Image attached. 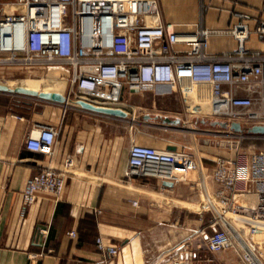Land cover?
Masks as SVG:
<instances>
[{
    "label": "crops",
    "instance_id": "0c3cea01",
    "mask_svg": "<svg viewBox=\"0 0 264 264\" xmlns=\"http://www.w3.org/2000/svg\"><path fill=\"white\" fill-rule=\"evenodd\" d=\"M5 1L8 0L0 2V19L7 14L8 4H2ZM157 3L163 23L176 25L180 32L208 31L205 52L210 57L235 53L239 44L230 30L242 15H247L249 19L244 23L250 34L246 48L264 56V39L258 33L264 23V0ZM1 69L24 67L0 66ZM50 79L52 91L41 90L42 81L27 80L6 86L64 94L66 81L57 75ZM148 92H153L152 98L146 97L145 92L125 91L122 102L114 106L126 111L125 104L136 95L139 102L152 99L161 105L178 104L175 117L128 114L125 119H116L74 104L0 92V264H176L190 250L198 254V259L190 264H241L233 252H207V235L203 233L212 232V220L207 212L191 209L203 195L215 193L218 185L211 178L216 159L224 152L231 151L228 154L233 156L234 147L222 142L220 146L211 145L214 151L208 150L210 145L200 130L206 126L201 120L206 113L191 109L180 86H159ZM123 121L130 134L126 136L125 155L115 158L112 128L114 123ZM39 125L59 129L50 156L26 148L28 136ZM134 127L142 134V145L187 151L200 159L203 176L191 175L172 188L159 179L128 177ZM212 128L225 131L218 126ZM234 157L224 158L235 160ZM68 158L73 159L74 167L67 175L62 195H41L36 202L26 204L23 193L27 182L46 168L63 169ZM239 163L244 176L247 171ZM242 187L240 183L239 189ZM72 231L77 233L76 237H70ZM99 238L107 246H116L119 254L112 257L100 252ZM33 257L36 260L32 261Z\"/></svg>",
    "mask_w": 264,
    "mask_h": 264
},
{
    "label": "built area",
    "instance_id": "2783aa9c",
    "mask_svg": "<svg viewBox=\"0 0 264 264\" xmlns=\"http://www.w3.org/2000/svg\"><path fill=\"white\" fill-rule=\"evenodd\" d=\"M17 3L22 10L0 19V66L67 67L70 75L62 78L67 83L66 105L81 107V102L98 107L117 105L125 91L144 93L166 85L180 86L188 100L189 85L208 92L214 110L205 115L207 118L224 120L229 126L232 122L260 118L255 107L264 104V56L246 48L250 34L244 23L249 19L247 15H242L241 21L230 30L239 44L235 53L210 57L205 52L208 31L180 32L176 25L163 23L157 0H17ZM258 33L264 39V23ZM224 132L235 133L229 129ZM58 136L57 127L39 125L28 136L26 148L50 156ZM239 166V160L219 157L216 161L213 181L218 188L208 195L215 216L209 225L212 232L203 234L207 235L208 253L234 251L243 264H256L239 241L236 227H264V153L250 156L244 176ZM73 167V159L68 158L63 169L46 168L36 174L27 182L24 202L32 204L41 195L59 198ZM198 168L187 153L159 150L136 142L129 148L128 177L155 178L175 184ZM248 196L255 197L254 206L247 204ZM69 235L76 237L77 233L72 231ZM97 248L112 257L119 254L116 246H107L101 238L97 240ZM197 259L198 254L190 250L176 264H190Z\"/></svg>",
    "mask_w": 264,
    "mask_h": 264
},
{
    "label": "rangeland",
    "instance_id": "374dc122",
    "mask_svg": "<svg viewBox=\"0 0 264 264\" xmlns=\"http://www.w3.org/2000/svg\"><path fill=\"white\" fill-rule=\"evenodd\" d=\"M2 2V0H0ZM2 4H8V6L5 5V11L7 15L13 14L15 12H19L22 10L21 6L17 3V0H8L5 1ZM1 6V5H0ZM17 10V11H16ZM53 70L60 72L56 73L53 72ZM58 76L61 79L64 77H68L70 75V71L67 67L65 66H47L44 68H29V69H10V70H0V85L6 86L7 83H19L21 81H42L40 84V89L41 90H48L52 91L53 90V83L50 78L54 76ZM67 88V87H66ZM69 89V88H68ZM67 89V90H68ZM164 92H168V90H164ZM51 93V92H48ZM153 92H145L146 97H153ZM51 94H59V93H51ZM60 95H65L60 94ZM141 95V94H138ZM21 97H25L20 95ZM134 98V99H133ZM129 103L125 104V107L127 108L126 111L121 109V107L114 106V105H108L107 109H112V110H118L126 113V115L131 114L135 115L136 117L139 115L143 114H165V115H170L172 117H175L176 114V109H179V105L175 104H165L161 105L162 103H156L154 100H144L139 102L138 96L135 95ZM50 102H55L50 100ZM57 103V102H55ZM75 105V104H74ZM140 107L138 109L137 107ZM95 107H98L97 105ZM102 107V106H100ZM256 112H260V118L258 119H248L242 121V125L244 128H251L252 126L255 125H264V104L263 105H257L255 107ZM116 119H125L126 117H120V116H112ZM202 121H205L206 126L200 128L201 133H202V138L206 139L207 144L210 145V148L208 149L209 151H214L213 150V145L220 146L224 142V146L230 145V147H234L235 153L228 154L230 152H224L221 157H231L233 158L236 156L237 159L241 162V165L243 166V169L247 171L248 167V160L252 154L255 153H264V136L262 135H254V134H249L247 132L241 134L240 137H235V133L231 132H221L218 129H214L211 127L210 122L214 121V118H207L205 115L201 117ZM224 122V120H223ZM192 125V124H191ZM177 129V128H175ZM181 130V129H179ZM130 129L127 130L125 127V123L123 122H116L113 125L112 128V133H113V138H114V143H113V151H114V156L115 158H119L121 156L125 155V147H126V136L129 137L130 134ZM132 137L134 139V142L139 143V144H144L143 142V137L142 134H139L137 132V128L134 127L132 129ZM230 143V144H229ZM183 153H187L189 155L190 152L184 151ZM224 155V156H223ZM194 161L197 163L199 168L191 173L188 174V176L185 178L187 180L191 175H202L205 173V170L202 169L201 167V161L200 159H197L196 157L192 156ZM219 157H217L216 161L218 160ZM235 158V157H234ZM233 158V159H234ZM216 168V166H215ZM214 168V169H215ZM214 172V171H213ZM246 173V172H245ZM203 176V175H202ZM207 176V175H206ZM211 180L213 181V173H212V178ZM208 195H211L210 193H206L205 195L202 196L201 201L198 203L197 206L194 208H191L195 211L202 212L204 211L207 212L208 217L212 220L215 216V212L213 209H211V205L208 201ZM233 220V219H232ZM251 228H256V227H251ZM248 240L250 241L251 244L255 245L257 248L256 250V258L259 260L261 264H264V233H257L255 231H249L248 233ZM247 239L246 237H244ZM253 242V243H252ZM249 244V242H248ZM233 252L236 256L237 254L234 251H229ZM238 258V257H237ZM241 262V260H239ZM241 264H243L241 262Z\"/></svg>",
    "mask_w": 264,
    "mask_h": 264
},
{
    "label": "water",
    "instance_id": "95a60500",
    "mask_svg": "<svg viewBox=\"0 0 264 264\" xmlns=\"http://www.w3.org/2000/svg\"><path fill=\"white\" fill-rule=\"evenodd\" d=\"M0 92H5V93H10L14 95H22V96H28V97H33V98H39L42 100H52L57 103L65 104L66 103V98L63 95L60 94H51V93H46V92H41L39 93L38 91L31 90V89H26V88H19V89H11L7 86L0 85ZM80 106L84 109L95 111L98 113H103L107 114L110 116H120V117H126V113L118 110H112V109H107V108H102V107H95L94 105L87 104L84 102L79 103ZM178 122V121H176ZM203 123H206L205 121H202ZM210 125L212 127H220L224 130H231L235 133L238 134H243L245 132L249 134H254V135H262L264 136V125H255L252 126L251 128H244L243 125L240 122H232L230 126L226 122H222L219 120H214L210 122ZM164 186L166 187H174V184L172 182H164Z\"/></svg>",
    "mask_w": 264,
    "mask_h": 264
},
{
    "label": "bare ground",
    "instance_id": "6f19581e",
    "mask_svg": "<svg viewBox=\"0 0 264 264\" xmlns=\"http://www.w3.org/2000/svg\"><path fill=\"white\" fill-rule=\"evenodd\" d=\"M204 88V87H202ZM186 94L188 97V101L190 103L191 109L194 111H199L206 114H211L213 109L212 102L209 99V94L204 89L200 91L196 90L194 87H191L189 85L186 86ZM118 105V104H117ZM179 178H183V175L177 174ZM247 204L254 206L256 203L255 197L248 196L246 198ZM236 231L238 235L240 236V242L244 243V247L249 251L250 255H252V258L256 261V264H261L259 260L256 258V250L257 248L255 245L251 244L248 240V233L249 231H255L257 233H264V227H256V228H238L236 227ZM246 237L247 239H245ZM249 242V244H248ZM242 243V244H243Z\"/></svg>",
    "mask_w": 264,
    "mask_h": 264
}]
</instances>
